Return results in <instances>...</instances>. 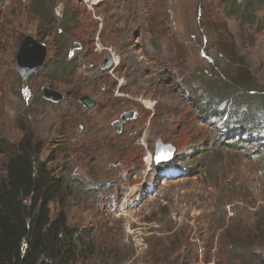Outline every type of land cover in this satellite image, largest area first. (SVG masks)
I'll use <instances>...</instances> for the list:
<instances>
[{
    "label": "rangeland",
    "instance_id": "rangeland-1",
    "mask_svg": "<svg viewBox=\"0 0 264 264\" xmlns=\"http://www.w3.org/2000/svg\"><path fill=\"white\" fill-rule=\"evenodd\" d=\"M216 1L43 0L57 19L51 25L39 23L32 0H0V173L4 148L24 135L42 145V158L54 153L55 169L70 187L69 225L91 231L96 243L92 264H105L100 251L115 254L109 264L131 260L135 241L147 245L143 264L264 258V155L217 143L228 134L223 123L234 101L222 104L230 92H217L212 105L209 91L214 84L235 89L243 62L264 93V31L241 28L221 9L203 27L200 8ZM27 36L46 44L48 54L45 68L23 81L15 59ZM76 43V75L60 78L54 73L64 61L60 49ZM110 51L120 62L112 74L100 70ZM43 88L73 95L72 104L90 95L98 106L70 113L67 99L53 105ZM127 111L134 119L118 136L113 123ZM231 138L229 144L239 140ZM158 141L174 147L171 163L156 165Z\"/></svg>",
    "mask_w": 264,
    "mask_h": 264
},
{
    "label": "trees",
    "instance_id": "trees-1",
    "mask_svg": "<svg viewBox=\"0 0 264 264\" xmlns=\"http://www.w3.org/2000/svg\"><path fill=\"white\" fill-rule=\"evenodd\" d=\"M43 5V0H32L34 16L39 23L55 25V15L47 8L44 10ZM262 7L264 0H217L213 6L205 3L200 8V23L207 28L209 18L221 9L226 18L237 19L241 28L249 26L259 33L264 31V16H257L258 9ZM156 31L159 30L151 34ZM67 33L64 32V35ZM61 36L62 33L59 38ZM68 51L67 45H63L60 56L64 61L54 65L55 75L58 71L63 79L76 75L77 60L70 58ZM220 51L223 52L222 49ZM235 57L231 54L233 62ZM238 64L243 67L238 66L240 71L234 80L235 89H218L219 84H214L209 90L214 92L210 98L212 105L219 96L217 92H230L221 99L222 104L228 98L234 101L226 118L225 115L217 116L225 118L224 130L228 132L223 136L225 140L217 143L236 150L251 148L255 153L264 155V93L260 92L246 65L243 62ZM218 80L221 82L220 78ZM234 92H247V97L240 98ZM107 104L110 110L116 107L110 100ZM77 107L80 109L79 104L68 103L67 111L71 113ZM211 113L216 114V111ZM237 117H240L239 120ZM227 120L231 122L230 127ZM232 135L239 140L229 144L233 140ZM3 151L7 161L0 173V264H92L94 259H91L97 256V246L91 231L69 225L66 201L70 187L55 169L58 158L54 153L47 159L42 158V145L31 134L24 135L19 143ZM100 254L105 264H109L115 255L107 256L101 251ZM245 256V259L240 256V262L252 259L256 264H264L262 257L256 262L247 254ZM157 260L163 261L161 258ZM154 262L151 264H163Z\"/></svg>",
    "mask_w": 264,
    "mask_h": 264
},
{
    "label": "water",
    "instance_id": "water-1",
    "mask_svg": "<svg viewBox=\"0 0 264 264\" xmlns=\"http://www.w3.org/2000/svg\"><path fill=\"white\" fill-rule=\"evenodd\" d=\"M79 45L74 44L71 48V52L78 48ZM48 49L46 44L39 42L32 36L25 37L20 45L18 54L15 59V68L19 72L23 81H26L31 75L38 72L44 67L47 59ZM112 66V62L109 57H105L101 64L102 70H108ZM43 98L46 101L52 102L54 104H59L63 100V95L54 89L43 88L42 89ZM80 103L84 106L86 110H93L97 107V101L88 96H82L80 98ZM135 113L133 111L124 112L120 118L113 123V127L116 132L120 134L122 132L123 125L133 120ZM175 155V149L171 145H165L161 141L156 143V155L155 163L156 165L168 164L171 162L173 156Z\"/></svg>",
    "mask_w": 264,
    "mask_h": 264
},
{
    "label": "built area",
    "instance_id": "built-area-1",
    "mask_svg": "<svg viewBox=\"0 0 264 264\" xmlns=\"http://www.w3.org/2000/svg\"><path fill=\"white\" fill-rule=\"evenodd\" d=\"M149 156H150V153L148 154V157L146 158V160L149 159ZM135 254H134V257L128 261V262H125L123 264H142L141 263V260L143 258V254H144V251L147 250V245L144 243H141L140 241H135Z\"/></svg>",
    "mask_w": 264,
    "mask_h": 264
},
{
    "label": "flooded vegetation",
    "instance_id": "flooded-vegetation-1",
    "mask_svg": "<svg viewBox=\"0 0 264 264\" xmlns=\"http://www.w3.org/2000/svg\"><path fill=\"white\" fill-rule=\"evenodd\" d=\"M46 66V65H45ZM44 66V67H45ZM100 70L103 72V73H109V70H102L101 69V66H100ZM62 94V93H61ZM63 95V100L61 101L62 103L64 102V100H66L67 99V104L69 103V104H72V102L75 100V97L73 96V95H71L72 97H69L68 98V93H66V94H62ZM88 96H90V95H88ZM90 97H92V96H90ZM60 104V103H59ZM78 104L81 106V108L82 109H84V110H86L85 108H84V106L80 103V99L78 100ZM97 106H98V102H97ZM97 108V107H96ZM95 108V109H96ZM105 109V103H104V105L102 106V108H100V111H99V113H101L103 110ZM94 110V109H93ZM93 110H86V111H93ZM98 113V114H99ZM66 118H68V117H66ZM69 118H70V116H69ZM98 119L99 118H96V121H95V123H98ZM131 121V120H130ZM129 122V121H128ZM128 122H126V123H128ZM125 123V124H126ZM124 124V125H125ZM124 125H123V127H124ZM123 127H122V131H123ZM112 126L108 129V130H106L107 132L108 131H111L112 132ZM122 133V132H121ZM121 133L120 134H117L118 136H120L121 135Z\"/></svg>",
    "mask_w": 264,
    "mask_h": 264
},
{
    "label": "bare ground",
    "instance_id": "bare-ground-1",
    "mask_svg": "<svg viewBox=\"0 0 264 264\" xmlns=\"http://www.w3.org/2000/svg\"><path fill=\"white\" fill-rule=\"evenodd\" d=\"M147 108H148V107H147ZM152 108H153V107H152ZM151 159H152V158H151ZM147 162H148V163H147L148 165H151V164L149 163V162H150V160H148Z\"/></svg>",
    "mask_w": 264,
    "mask_h": 264
},
{
    "label": "clouds",
    "instance_id": "clouds-1",
    "mask_svg": "<svg viewBox=\"0 0 264 264\" xmlns=\"http://www.w3.org/2000/svg\"><path fill=\"white\" fill-rule=\"evenodd\" d=\"M130 261V260H129ZM128 262V261H127ZM125 263V262H124ZM141 263H142V261H141ZM143 264V263H142Z\"/></svg>",
    "mask_w": 264,
    "mask_h": 264
}]
</instances>
